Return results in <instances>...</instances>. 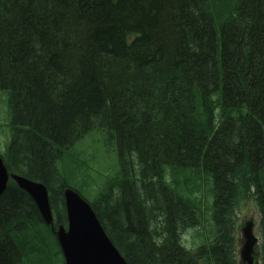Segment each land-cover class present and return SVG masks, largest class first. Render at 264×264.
<instances>
[{
	"label": "trees",
	"instance_id": "trees-1",
	"mask_svg": "<svg viewBox=\"0 0 264 264\" xmlns=\"http://www.w3.org/2000/svg\"><path fill=\"white\" fill-rule=\"evenodd\" d=\"M0 92V157L46 187L55 231L64 190L81 195L59 167L98 132L121 172L90 206L126 264H246L235 233L249 201L264 264V0H0ZM206 187L213 238L190 250ZM47 228L10 181L0 264H48L40 243L63 264Z\"/></svg>",
	"mask_w": 264,
	"mask_h": 264
},
{
	"label": "rangeland",
	"instance_id": "rangeland-1",
	"mask_svg": "<svg viewBox=\"0 0 264 264\" xmlns=\"http://www.w3.org/2000/svg\"><path fill=\"white\" fill-rule=\"evenodd\" d=\"M6 92H0V156L6 153L8 140L11 136V116L7 106ZM71 158L67 155V159L71 165L66 168L64 165L59 167V171L67 175V177L76 186L81 196L88 202L93 203L97 200L99 194L107 188V183L113 178L119 176L121 168L118 162L115 148L110 147L105 137L98 132H91L79 141L73 148L70 149ZM0 157V158H1ZM86 176V181L79 180L78 177ZM167 183L170 185L171 179L167 177ZM169 181V182H168ZM202 186L199 190L202 189ZM208 188H204L200 193L198 201L201 207V219L199 226L196 229H189L182 234L181 241L187 249H194L205 243H208L213 238L211 233V221L209 214V206L211 204V196L208 193ZM237 224L242 225L252 222L254 224L253 235L257 236L258 213L256 205L253 201H249L241 205L238 210ZM67 228V226H66ZM64 227V229H66ZM44 235L47 239L54 235L48 228L44 230ZM235 237L240 239L241 232L238 229ZM40 243L41 249L44 250L48 260V264H61L59 259L53 256L48 248ZM45 248V249H44ZM240 249V243H237V251ZM58 248L55 246L53 254H57ZM239 256V255H238Z\"/></svg>",
	"mask_w": 264,
	"mask_h": 264
},
{
	"label": "water",
	"instance_id": "water-1",
	"mask_svg": "<svg viewBox=\"0 0 264 264\" xmlns=\"http://www.w3.org/2000/svg\"><path fill=\"white\" fill-rule=\"evenodd\" d=\"M11 177L17 187L35 203L43 223L51 228L60 248L63 264H126L102 229L90 204L78 193L66 188L63 192L67 228L53 227V217L46 187L41 182L8 174L0 158V195ZM242 257L246 264H258L255 260L257 241L251 236V224L243 230Z\"/></svg>",
	"mask_w": 264,
	"mask_h": 264
},
{
	"label": "bare ground",
	"instance_id": "bare-ground-1",
	"mask_svg": "<svg viewBox=\"0 0 264 264\" xmlns=\"http://www.w3.org/2000/svg\"><path fill=\"white\" fill-rule=\"evenodd\" d=\"M10 139V138H9ZM8 143H9V140H8ZM8 143H7V145H8ZM7 148V147H6ZM8 170V169H7ZM8 174L9 175H13V176H17V177H22V176H20V175H16V174H14V173H12V172H10L9 170H8ZM22 178H24V177H22ZM10 181H13L14 182V180L11 178V177H9V180H8V182H7V184H6V189H7V187H8V185H9V182ZM15 183V182H14ZM17 186V185H16ZM5 189V190H6ZM5 192V191H4ZM3 192V193H4ZM2 196V194L0 195V197Z\"/></svg>",
	"mask_w": 264,
	"mask_h": 264
}]
</instances>
